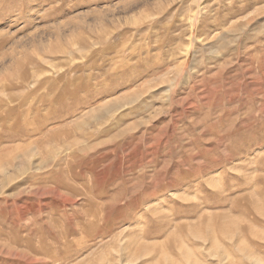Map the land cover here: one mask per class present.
<instances>
[{
  "label": "rangeland",
  "instance_id": "rangeland-1",
  "mask_svg": "<svg viewBox=\"0 0 264 264\" xmlns=\"http://www.w3.org/2000/svg\"><path fill=\"white\" fill-rule=\"evenodd\" d=\"M0 264H264V0H0Z\"/></svg>",
  "mask_w": 264,
  "mask_h": 264
},
{
  "label": "bare ground",
  "instance_id": "bare-ground-1",
  "mask_svg": "<svg viewBox=\"0 0 264 264\" xmlns=\"http://www.w3.org/2000/svg\"><path fill=\"white\" fill-rule=\"evenodd\" d=\"M233 14H234V10L229 12V15L232 16ZM225 19H226V17H224V16L223 17H216L214 19L215 26L218 27V25H221L222 24V21L225 20Z\"/></svg>",
  "mask_w": 264,
  "mask_h": 264
}]
</instances>
